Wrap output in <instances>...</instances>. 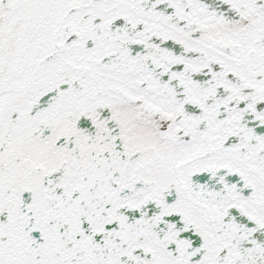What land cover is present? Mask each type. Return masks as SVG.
<instances>
[{
	"label": "snow or ice",
	"instance_id": "6c2138e0",
	"mask_svg": "<svg viewBox=\"0 0 264 264\" xmlns=\"http://www.w3.org/2000/svg\"><path fill=\"white\" fill-rule=\"evenodd\" d=\"M0 264H264V0H0Z\"/></svg>",
	"mask_w": 264,
	"mask_h": 264
}]
</instances>
